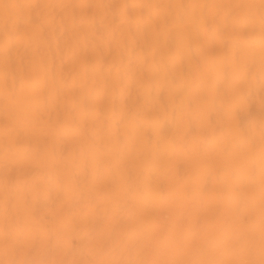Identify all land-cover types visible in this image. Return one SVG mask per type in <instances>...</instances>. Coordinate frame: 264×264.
<instances>
[{
    "label": "clouds",
    "instance_id": "1",
    "mask_svg": "<svg viewBox=\"0 0 264 264\" xmlns=\"http://www.w3.org/2000/svg\"><path fill=\"white\" fill-rule=\"evenodd\" d=\"M159 8L153 39L180 46L189 31L186 20L211 12L245 45L194 92L146 100L130 115L138 128L161 106L170 112L177 127L173 143L187 163L184 175L165 161L166 180L142 183L131 160L115 171L103 165L88 171L86 163L48 147L13 149L0 140V168L14 174L7 185L0 180V256L10 257L0 264H264V0H164ZM6 11L0 0V16ZM253 104L255 115L242 125L240 115ZM188 123L198 124V134L186 136ZM81 147L91 149L86 142ZM221 189L227 190L221 196L226 215L214 232L201 234L181 223L180 197ZM33 194L48 205L41 224L9 215L13 201L26 203ZM158 209L166 214L157 217ZM71 236L78 238L77 255L65 258ZM34 245L40 258H16Z\"/></svg>",
    "mask_w": 264,
    "mask_h": 264
},
{
    "label": "bare ground",
    "instance_id": "2",
    "mask_svg": "<svg viewBox=\"0 0 264 264\" xmlns=\"http://www.w3.org/2000/svg\"><path fill=\"white\" fill-rule=\"evenodd\" d=\"M164 0H4L0 16V140L13 149L41 146L69 161L103 165L115 171L131 160L142 183L166 180L167 161L183 176L187 163L173 143L176 123L161 106L138 128L132 111L146 100L158 103L172 93L194 92L222 64L239 57L245 45L227 22L209 12L186 20L187 39L177 46L153 39ZM185 3L188 0H184ZM258 47V44H253ZM254 104L240 115L243 125ZM186 136L199 132L188 123ZM91 145L83 149L84 143ZM0 168V180L13 178ZM226 189L201 197L187 192L177 201L181 223L210 234L226 215ZM254 197L259 205L258 183ZM46 202L33 194L13 201L10 216L43 222ZM165 209L155 215L163 217ZM261 242L257 219L253 243ZM76 236L65 258L77 255ZM9 259L8 255L0 256ZM16 258H40L38 245Z\"/></svg>",
    "mask_w": 264,
    "mask_h": 264
}]
</instances>
